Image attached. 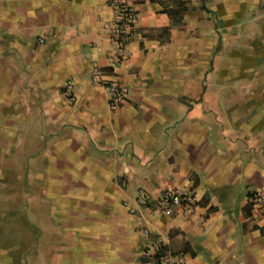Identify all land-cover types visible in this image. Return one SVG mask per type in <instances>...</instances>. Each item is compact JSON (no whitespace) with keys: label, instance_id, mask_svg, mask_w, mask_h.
Wrapping results in <instances>:
<instances>
[{"label":"crops","instance_id":"crops-1","mask_svg":"<svg viewBox=\"0 0 264 264\" xmlns=\"http://www.w3.org/2000/svg\"><path fill=\"white\" fill-rule=\"evenodd\" d=\"M133 3L116 61L110 0H0V183L33 203L36 262L153 264L159 242L185 264H264L248 203L264 192V0ZM165 188L191 189L194 213L160 214Z\"/></svg>","mask_w":264,"mask_h":264},{"label":"built area","instance_id":"built-area-1","mask_svg":"<svg viewBox=\"0 0 264 264\" xmlns=\"http://www.w3.org/2000/svg\"><path fill=\"white\" fill-rule=\"evenodd\" d=\"M113 7V22L109 29L112 57L116 61L128 58L131 50L127 43V38L134 34V28L139 22V15L135 4L130 0H110ZM44 42L43 38L39 39ZM103 70L97 68L92 71V79L100 80ZM104 87L112 107L123 102L128 95V88L121 82H105ZM65 96L74 102L76 95L74 85L67 83L65 86ZM148 192L140 190L136 197V205H141L148 200ZM159 213L169 214L176 209H181L185 214L194 213L198 199L189 188H165L159 195ZM248 203L256 208L264 220V192L262 190H251L248 194ZM145 235H149L148 230H143ZM144 255L153 261V264H185V259L181 254L170 250H164L162 245L157 242L145 250Z\"/></svg>","mask_w":264,"mask_h":264},{"label":"rangeland","instance_id":"rangeland-1","mask_svg":"<svg viewBox=\"0 0 264 264\" xmlns=\"http://www.w3.org/2000/svg\"><path fill=\"white\" fill-rule=\"evenodd\" d=\"M0 154V177L4 175L3 161ZM7 183V182H6ZM11 185V184H9ZM0 183V264H38L35 260L38 252V233L36 225L31 227L30 219H36L35 210L19 195L13 202L10 193ZM16 206V207H15ZM31 214L28 216L26 207ZM12 210V211H11ZM36 254V255H35ZM33 257L34 260H33ZM29 261V263H28Z\"/></svg>","mask_w":264,"mask_h":264},{"label":"trees","instance_id":"trees-1","mask_svg":"<svg viewBox=\"0 0 264 264\" xmlns=\"http://www.w3.org/2000/svg\"><path fill=\"white\" fill-rule=\"evenodd\" d=\"M130 1H132V2H133L134 0H130Z\"/></svg>","mask_w":264,"mask_h":264}]
</instances>
